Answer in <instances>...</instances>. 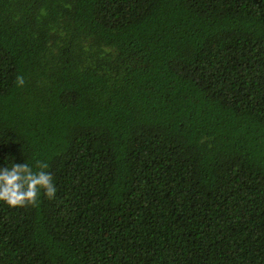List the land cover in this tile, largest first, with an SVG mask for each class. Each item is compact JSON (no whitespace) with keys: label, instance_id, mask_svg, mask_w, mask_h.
<instances>
[{"label":"trees","instance_id":"obj_1","mask_svg":"<svg viewBox=\"0 0 264 264\" xmlns=\"http://www.w3.org/2000/svg\"><path fill=\"white\" fill-rule=\"evenodd\" d=\"M37 161L0 264H264V0H0V169Z\"/></svg>","mask_w":264,"mask_h":264},{"label":"clouds","instance_id":"obj_2","mask_svg":"<svg viewBox=\"0 0 264 264\" xmlns=\"http://www.w3.org/2000/svg\"><path fill=\"white\" fill-rule=\"evenodd\" d=\"M16 85H25L22 75L16 77ZM48 167L47 163L37 161L36 168L40 170L34 171L27 162H12L11 166L0 169V203L11 208L35 205L41 191L48 199H54L57 189L51 173L45 171Z\"/></svg>","mask_w":264,"mask_h":264}]
</instances>
